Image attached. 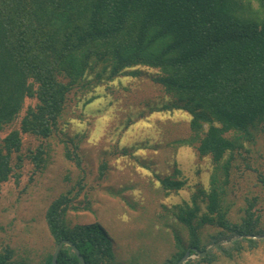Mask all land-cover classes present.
Returning <instances> with one entry per match:
<instances>
[{"label":"trees","instance_id":"obj_1","mask_svg":"<svg viewBox=\"0 0 264 264\" xmlns=\"http://www.w3.org/2000/svg\"><path fill=\"white\" fill-rule=\"evenodd\" d=\"M247 1L0 0V130L16 118L27 97L38 99L23 117L21 129L0 140V188L14 172L12 153L21 149V131L51 136L68 93L88 75L94 78L87 84L98 85L127 69L146 66L157 70L153 81L174 98L164 109H183L191 115L192 136L180 142L195 145L200 157L209 155L215 164L210 188L200 189L206 210L200 214L193 199L192 205H179L175 211L189 240L185 243L177 233L178 251L164 264H176L189 247L207 248L201 242L202 224L219 227V235L227 240L245 235L215 248L226 256L233 257L245 243L256 247L261 239L246 236L264 235L253 202L241 221H232L223 203L221 177L227 180L234 152L264 122V0H255L263 11L260 19L237 14ZM76 140L68 139L66 156L81 168ZM41 154L39 150L33 156L37 167ZM161 183L168 192L185 185L171 177ZM69 194H60L46 211L56 244L71 240L87 264H119L113 239L100 223H66ZM52 256L41 264H52ZM214 257L210 251L200 260ZM12 258V249L0 250V264H12ZM58 264L81 262L65 245Z\"/></svg>","mask_w":264,"mask_h":264},{"label":"rangeland","instance_id":"obj_2","mask_svg":"<svg viewBox=\"0 0 264 264\" xmlns=\"http://www.w3.org/2000/svg\"><path fill=\"white\" fill-rule=\"evenodd\" d=\"M239 11L242 17L263 16L255 0L245 2ZM156 75L154 68L133 67L98 85L87 84L94 78V74L88 75L68 93L51 136L21 131V149L12 153L14 172L0 188V250L12 249V264H41L54 252L57 244L46 211L62 193H70L72 198L66 223H100L113 239L119 264H164L178 251L177 233L188 243L187 228L175 211L179 205H192L193 199L200 214L206 210L200 189L210 188L215 164L209 155L200 157L195 145L180 142L192 136L191 115L183 109H164L174 98L153 81ZM37 103L35 97L26 98L16 118L0 130L1 141L21 129L29 107ZM253 135L234 152L227 180L221 175L223 203L229 218L237 222L252 201L264 231V122ZM71 137L80 140L76 142L83 159L81 168L66 156ZM39 150L42 160L37 167L33 156ZM166 177L183 180L185 185L168 192L161 183ZM220 232L217 226L202 224V244L209 247L227 240ZM255 236L261 239L256 247L245 243L233 257L216 246L210 250L215 254L211 261L200 260L195 253L188 261L264 264V235Z\"/></svg>","mask_w":264,"mask_h":264},{"label":"water","instance_id":"obj_3","mask_svg":"<svg viewBox=\"0 0 264 264\" xmlns=\"http://www.w3.org/2000/svg\"><path fill=\"white\" fill-rule=\"evenodd\" d=\"M245 235H238L237 237L233 238V239H229V240H224V241H219V242H215L213 245L207 247L205 250H200L199 248L197 247H189L184 255L177 261L176 264H184L186 261H188L189 259H191L193 257V254L195 253L196 255L200 256V257H204L207 255V253L213 248V247H216V246H219V245H222L224 243H228V242H231L232 240L234 239H238V238H242L244 237ZM247 237H251V238H256L255 235H246ZM258 237V236H257ZM65 245H68L70 246L76 253L77 257L79 258L81 264H87L83 255L81 254L80 250L78 249V247L71 241V240H68V239H62L61 241H59L55 247V250L53 252V256H52V264H58V257H59V254L62 250V248L65 246ZM194 252V253H192Z\"/></svg>","mask_w":264,"mask_h":264}]
</instances>
